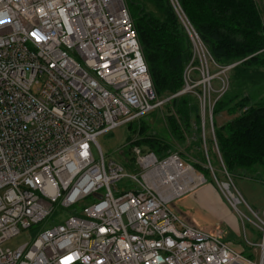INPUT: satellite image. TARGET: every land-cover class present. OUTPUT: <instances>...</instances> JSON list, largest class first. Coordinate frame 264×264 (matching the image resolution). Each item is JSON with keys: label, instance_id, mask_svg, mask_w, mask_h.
<instances>
[{"label": "built area", "instance_id": "obj_1", "mask_svg": "<svg viewBox=\"0 0 264 264\" xmlns=\"http://www.w3.org/2000/svg\"><path fill=\"white\" fill-rule=\"evenodd\" d=\"M170 2L193 57L184 88L161 99L126 0H0V264H263L264 254L255 263L224 241L221 228L192 226L171 208L207 181L179 152L160 157L135 148L139 171L129 174L116 161L106 163L97 141L192 93L200 102L206 167L215 176L205 122L216 101L208 107L207 95L214 78L225 93L228 71L238 63L219 65L178 0ZM210 63L220 72L212 73ZM215 146L228 178L217 184L247 217ZM124 177L133 189L116 196ZM89 195L97 201L83 215H70L16 249L2 247L57 207L68 209ZM252 213L264 249V211Z\"/></svg>", "mask_w": 264, "mask_h": 264}, {"label": "trees", "instance_id": "obj_2", "mask_svg": "<svg viewBox=\"0 0 264 264\" xmlns=\"http://www.w3.org/2000/svg\"><path fill=\"white\" fill-rule=\"evenodd\" d=\"M149 1L156 7V13L141 10L142 6H137L134 0H128L154 88L157 95L164 99L184 88V72L193 57V45L170 0ZM178 2L214 60L221 66L238 63L228 71L231 87L216 100L213 108L215 141L206 135L211 166L215 169L220 159L216 142L225 170L231 177L245 175L251 169L255 170V167H264V100L254 101L251 97L252 87L264 89L262 10L256 0ZM198 91L201 92V88ZM167 105L174 112L168 116L172 132L193 133L196 136L201 161L192 163L194 169L204 176L210 174L201 136L199 98L185 93L172 98ZM224 110L232 118L216 126L214 116ZM207 122L205 130L208 128ZM149 137L146 151H153L160 157L173 152H167L165 148L169 149L170 144L163 141L162 136Z\"/></svg>", "mask_w": 264, "mask_h": 264}, {"label": "rangeland", "instance_id": "obj_3", "mask_svg": "<svg viewBox=\"0 0 264 264\" xmlns=\"http://www.w3.org/2000/svg\"><path fill=\"white\" fill-rule=\"evenodd\" d=\"M260 9L264 14V0H256ZM138 5L142 6L141 10H147L149 12L156 13V7L149 0H134ZM128 10L132 16L134 21V26L136 28V21L130 9V5L128 0H126ZM137 30V28H136ZM232 65V64H231ZM229 66V65H228ZM210 69L212 73L216 74L220 72V68L210 63ZM230 71V70H229ZM230 76V74H229ZM199 76H194V79L197 80ZM222 77V75L220 76ZM200 79V78H199ZM205 83H201L199 88L204 89ZM208 85V84H207ZM230 85V84H229ZM199 86V85H198ZM210 97L207 95V105L209 101L215 102L219 99L223 94H221L223 82L220 78H214L211 80L210 85ZM231 86L228 87V89ZM228 89L225 91L227 92ZM251 89V87H250ZM252 99L261 101L264 100V89L262 88H254L252 87ZM251 89V90H252ZM249 90V91H251ZM233 90L232 92H234ZM192 94V93H191ZM261 99V100H260ZM170 101V100H169ZM168 101V102H169ZM168 102L162 106L160 109H156L149 114H145L136 121H133L127 125L117 128L116 130L100 135L97 137L98 143L101 145L103 152L105 154L106 163L108 164L110 160L116 161L117 163L123 165L125 171L129 174H137L139 169L136 164V156L134 154L135 148H142L146 152V140L150 139L149 136L160 135L162 136L163 141H168L170 144V148H165L167 152H179L189 163H197L201 161V158L198 156V148L196 146V136L192 134L186 133H178L174 134L171 130V126L168 120V116L173 114L174 112L170 108V104ZM215 105H213L214 108ZM209 107V105H208ZM212 108H208L206 111V116L208 120L207 130H205V134L213 137V122L210 121V114L212 112ZM204 113V110H203ZM213 114V113H212ZM209 116V117H208ZM215 124L216 126H221L232 118L230 114L227 113L226 110L222 111L218 115H215ZM183 126V123L181 124ZM195 129V126H194ZM207 131V133H206ZM214 138V137H213ZM190 148V150H188ZM164 149V150H165ZM96 158H98V152L95 150ZM216 161V158H215ZM256 168V167H255ZM211 171V169H210ZM222 171V170H221ZM198 175H203L198 173ZM215 176L212 174L205 175L204 177L209 183L217 186L216 179L222 183L227 182L228 178L225 175L224 171L219 172L216 168L214 169ZM263 180L262 182L259 180ZM233 181V189H237L240 193L241 197L245 201L239 206V209L246 216L256 221L255 216L252 211L249 209L250 206L255 212L262 216V209L264 208V175H256V171L251 169L245 175H236L232 176ZM218 188V187H217ZM133 189V183L127 177H124L120 182L117 183V190L115 192L116 196L121 195L123 192ZM219 190V189H218ZM105 190H102L101 193H104ZM220 194L221 191L219 190ZM97 201L94 195L86 196L85 198L78 201L76 204L71 206L68 209H62L61 207H57L55 212L51 217H49L45 222H42L38 225H34L31 229L23 230L18 235L10 238L2 244V247L5 249H16L19 246L32 241L36 234L50 226L56 225L62 222L64 219L73 214L83 215L85 209ZM174 204V202L172 203ZM171 204V208L173 205ZM248 205V206H247ZM211 219V218H210ZM244 223L249 225V221L246 218H243ZM251 225V224H250ZM252 226V225H251ZM245 240V238H244ZM246 241V240H245ZM230 245H233L232 243ZM234 246V245H233ZM235 247V246H234Z\"/></svg>", "mask_w": 264, "mask_h": 264}, {"label": "crops", "instance_id": "obj_4", "mask_svg": "<svg viewBox=\"0 0 264 264\" xmlns=\"http://www.w3.org/2000/svg\"><path fill=\"white\" fill-rule=\"evenodd\" d=\"M218 161L216 169L218 167L217 170L223 172L220 159ZM255 171L256 175H264V167H256ZM172 205L177 214L188 224L205 229L221 228L224 232V241L228 244L232 243L235 246L230 245L233 249L255 263L261 262V257L264 254V249L258 246L261 241V230L253 223L255 220L248 216H240L229 204L218 184L214 186L206 181L176 200ZM248 207L253 211L250 206ZM243 218H246L252 226L244 223Z\"/></svg>", "mask_w": 264, "mask_h": 264}, {"label": "snow or ice", "instance_id": "obj_5", "mask_svg": "<svg viewBox=\"0 0 264 264\" xmlns=\"http://www.w3.org/2000/svg\"><path fill=\"white\" fill-rule=\"evenodd\" d=\"M68 259H70V258H68Z\"/></svg>", "mask_w": 264, "mask_h": 264}]
</instances>
